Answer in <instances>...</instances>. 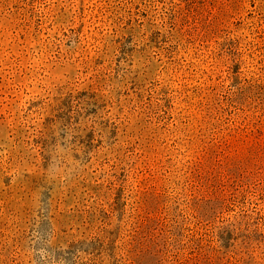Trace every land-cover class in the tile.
Segmentation results:
<instances>
[{"label": "rangeland", "instance_id": "1", "mask_svg": "<svg viewBox=\"0 0 264 264\" xmlns=\"http://www.w3.org/2000/svg\"><path fill=\"white\" fill-rule=\"evenodd\" d=\"M0 264H264V0H0Z\"/></svg>", "mask_w": 264, "mask_h": 264}]
</instances>
